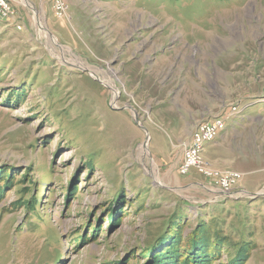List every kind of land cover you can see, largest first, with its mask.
I'll list each match as a JSON object with an SVG mask.
<instances>
[{
  "label": "rangeland",
  "instance_id": "1",
  "mask_svg": "<svg viewBox=\"0 0 264 264\" xmlns=\"http://www.w3.org/2000/svg\"><path fill=\"white\" fill-rule=\"evenodd\" d=\"M9 1L0 264H264V0ZM221 115L231 195L177 171Z\"/></svg>",
  "mask_w": 264,
  "mask_h": 264
},
{
  "label": "built area",
  "instance_id": "2",
  "mask_svg": "<svg viewBox=\"0 0 264 264\" xmlns=\"http://www.w3.org/2000/svg\"><path fill=\"white\" fill-rule=\"evenodd\" d=\"M56 18H62L68 6L63 0L52 1ZM0 20H17V11L9 0H0ZM236 108L233 109L235 112ZM214 121L204 120L199 122L194 130L189 145L182 152L177 171L179 174L187 176L192 171H198L207 180H211L214 187L218 188L221 194L231 195L236 188V183L240 179V174L234 171L219 172L204 165V153L206 146L216 140L225 132L227 127V117H213Z\"/></svg>",
  "mask_w": 264,
  "mask_h": 264
},
{
  "label": "bare ground",
  "instance_id": "3",
  "mask_svg": "<svg viewBox=\"0 0 264 264\" xmlns=\"http://www.w3.org/2000/svg\"><path fill=\"white\" fill-rule=\"evenodd\" d=\"M94 74H96V75H101V74H99L97 71H93V70H91ZM109 75L107 74V75H105V76H101L102 77V79L104 80V81H106V83L107 84H109L112 88H113V90H115V91H117V88L114 86V84L112 83V81L110 80V77H108Z\"/></svg>",
  "mask_w": 264,
  "mask_h": 264
},
{
  "label": "crops",
  "instance_id": "4",
  "mask_svg": "<svg viewBox=\"0 0 264 264\" xmlns=\"http://www.w3.org/2000/svg\"><path fill=\"white\" fill-rule=\"evenodd\" d=\"M183 131V130H182Z\"/></svg>",
  "mask_w": 264,
  "mask_h": 264
},
{
  "label": "water",
  "instance_id": "5",
  "mask_svg": "<svg viewBox=\"0 0 264 264\" xmlns=\"http://www.w3.org/2000/svg\"><path fill=\"white\" fill-rule=\"evenodd\" d=\"M138 119V118H137Z\"/></svg>",
  "mask_w": 264,
  "mask_h": 264
}]
</instances>
